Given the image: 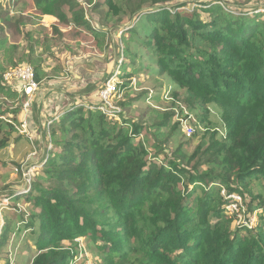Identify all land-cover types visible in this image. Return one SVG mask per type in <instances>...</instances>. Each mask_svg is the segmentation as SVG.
Listing matches in <instances>:
<instances>
[{
    "label": "trees",
    "instance_id": "1",
    "mask_svg": "<svg viewBox=\"0 0 264 264\" xmlns=\"http://www.w3.org/2000/svg\"><path fill=\"white\" fill-rule=\"evenodd\" d=\"M31 1L40 17L95 37L103 34L84 11L89 5L91 17L100 3ZM125 1L130 17L146 20L142 39L126 27L132 46L124 52L130 61L139 64L137 48L146 50L155 74L173 83L170 96L177 98L179 90L186 109L200 107L205 115L207 106L216 107L224 135L219 129L207 131L188 153L180 146L168 149V141L154 133L147 149L139 138L143 130L149 134L146 124L131 122L128 133L127 127L116 130L97 112L69 110L49 127L56 148L42 163L41 182L22 195L32 209L25 223L36 250L31 264H69L77 239L94 248L101 264H264V198L253 191L255 182L264 187V15L246 17L235 13L241 11L237 8L209 0ZM195 2L209 21L195 14ZM104 4L107 16L121 11L115 0ZM10 16L18 26L33 18L23 11ZM54 30L53 45L72 38L59 27ZM134 44L143 47H135L137 54L129 50ZM18 46L0 36V49L10 57ZM33 71L39 82L40 70ZM0 80V93H18L5 85L3 74ZM5 112L15 113L0 109V150L10 142L9 136L1 137L10 126L1 119ZM172 116L161 115L163 124L154 127L177 132ZM221 189L243 198L246 219H255L252 229L236 225L235 217L225 213L228 201ZM7 230L0 234V248ZM65 242L70 247L64 249Z\"/></svg>",
    "mask_w": 264,
    "mask_h": 264
},
{
    "label": "rangeland",
    "instance_id": "2",
    "mask_svg": "<svg viewBox=\"0 0 264 264\" xmlns=\"http://www.w3.org/2000/svg\"><path fill=\"white\" fill-rule=\"evenodd\" d=\"M16 1V6H13V0H0L2 29L0 36L2 39L6 38L8 45H19L12 57L4 49H0V78L2 74L23 67L38 68L40 70L38 92L46 88L51 90L49 94H42V100L36 96L38 92L31 98L28 108L29 118L32 117L29 137L19 131L22 121H25L22 112L25 99L12 89L13 93L9 91L0 93L1 111H15L5 112L1 116V119L10 125L5 128L1 137L9 136L12 140L10 139L11 145L8 148L0 150V205L3 199H7L9 204L7 208L0 206V234L4 228L8 229L7 242L0 248V264H31L36 255L31 229L25 225L29 221L32 209L22 195L30 193L31 187L37 181L41 182L42 163L48 159L51 149L55 147L49 136L52 130L49 127L51 123L62 119L69 110L85 108L86 111L97 112L116 130L123 125L127 127L128 133H131L129 126L131 122L146 124L149 127V134L146 136L143 130L139 138L143 140L147 149L153 143L148 136L154 138V133H160L161 140L168 141V149L180 146L188 153L194 150L205 132L219 129L220 135H224L219 110L216 107L207 106L208 115H205L203 108L200 107L195 111L186 109L187 107L181 103L185 95L179 90L177 98L170 96L173 83L164 76L155 74L156 67L153 63L149 65L146 50L137 48L139 64L130 61L132 57L124 52L127 46H132L131 38L125 34L126 27L137 30L139 38L142 39L144 33L141 28L146 26V20L142 17L136 22V17H130L125 8V0H115L121 10L117 15H113L111 11L107 16L108 7L104 4L105 0H91L92 4L100 3L91 17L87 12L90 6H85V18L92 21L91 26H100V32L97 33H103L96 37L82 28L45 21L34 10L31 0ZM210 2L214 5L227 4L233 9L237 8L242 12H234L246 17L264 15V0H209L208 3ZM200 6L196 2L191 3L199 19L209 21L210 17L200 12ZM21 11L33 18L23 19L24 22L18 26L14 23L15 17L10 15H16ZM55 26L62 30L64 36L72 37L70 41L64 40L57 46L53 45L50 39L56 37ZM135 47H142V44H134L132 49L129 48L131 54H137ZM120 73L121 76L128 75L121 77ZM107 82L113 85V90L105 102L99 95ZM5 85L13 87L12 83ZM62 91L63 94L58 95ZM183 109L192 116L190 123L197 135L193 139L185 137L179 125L177 132H169L166 127H154L155 124H163L161 115L165 114L173 115L170 123L171 126H176L178 115ZM199 117L203 123L199 121ZM124 119H128L127 126L123 122ZM18 138L28 144V148L20 146V150L15 151L13 145ZM26 184H29V188L23 190ZM42 184L48 186L46 182ZM253 191L255 195L259 194L264 198V187L261 182L253 183ZM14 195L19 198L15 199ZM63 245L64 249L70 247L67 242ZM70 252L74 257L69 264H101L94 248L82 239L72 243Z\"/></svg>",
    "mask_w": 264,
    "mask_h": 264
},
{
    "label": "built area",
    "instance_id": "3",
    "mask_svg": "<svg viewBox=\"0 0 264 264\" xmlns=\"http://www.w3.org/2000/svg\"><path fill=\"white\" fill-rule=\"evenodd\" d=\"M3 79L5 83H12L13 88L18 91L19 95L24 96L25 100L22 104V112L25 115V121H22L19 131L22 135L29 137L30 118L28 108L31 102V98L34 97L35 93L39 91V84L35 80L34 71L31 67H23L21 69H16L12 72L9 71L5 73L3 75ZM112 90L113 85L109 82L105 83L104 89L100 92L99 95L102 101L106 102V99L111 94ZM178 116L179 117L177 119V123L179 125L180 130L183 132L185 137H190L194 133V130L190 123L192 116L188 113L186 109H183L181 114ZM26 187L29 188V184H26L23 190H26ZM220 194L224 200L228 201V204L225 207V213L228 215H233L235 217V224L239 226H244L247 229H252V227L254 226L255 219L254 216L249 219H246V210L243 198L238 194L226 193L224 189H221ZM8 205L9 204L7 199H3L1 201V207H8Z\"/></svg>",
    "mask_w": 264,
    "mask_h": 264
},
{
    "label": "crops",
    "instance_id": "4",
    "mask_svg": "<svg viewBox=\"0 0 264 264\" xmlns=\"http://www.w3.org/2000/svg\"><path fill=\"white\" fill-rule=\"evenodd\" d=\"M8 4H9V3H8ZM27 4H28V3H27ZM41 18H44V20H45V21H48V22H51V21H52L51 19L46 18V17H43V16H42ZM52 23H53V21H52ZM50 90H51V89H47V88H46V89H43V90H41L42 92H41V91L38 92V94H36V96L38 95L39 98L42 100V96H43V95H46V94H49V93H50ZM42 94H43V95H42ZM59 94L62 95V94H63V91H62L61 93H58V95H59ZM52 95L55 96V94H53V93H52ZM36 96H35V97H36ZM31 119H32V117H31ZM31 119H30V120H31ZM30 129H31V128H30ZM10 139L12 140V138H10ZM15 140H16V141H14V145H13V149H14L15 151H19V150H20V146L23 147V148H24V147H25V148H28V144L24 143L21 139L18 138V139H15ZM10 145H11V143L9 142V146H10ZM9 146H8V147H9ZM8 147H7V148H8Z\"/></svg>",
    "mask_w": 264,
    "mask_h": 264
}]
</instances>
